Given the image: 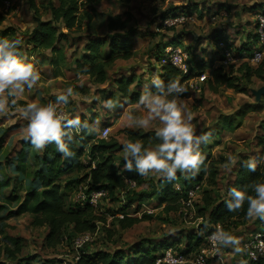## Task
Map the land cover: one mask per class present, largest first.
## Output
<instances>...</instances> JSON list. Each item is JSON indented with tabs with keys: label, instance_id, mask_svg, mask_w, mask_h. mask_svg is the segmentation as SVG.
<instances>
[{
	"label": "rangeland",
	"instance_id": "rangeland-1",
	"mask_svg": "<svg viewBox=\"0 0 264 264\" xmlns=\"http://www.w3.org/2000/svg\"><path fill=\"white\" fill-rule=\"evenodd\" d=\"M33 1L38 7L42 21L50 19L49 4H58L56 0ZM94 8L98 15H95L88 25H84L81 32L67 33L58 27L62 34L68 35L66 40L59 43L64 55L62 63L64 75L54 78L49 64L52 54L48 50L31 52L32 46L26 42L36 25L27 0H0V32L7 28L14 29L15 37L21 40L22 51L34 58L41 73V79L36 86L16 98L15 104H9L11 115H0V165L4 168L0 172V178L7 179L10 183V187L3 193L8 194L14 190L15 194L23 196L29 185L32 183L39 185L33 175L34 170L39 166L34 159V154H40L42 151L32 147L22 170L8 166V161L15 158L25 141L21 133L24 121L19 116V110L23 106L36 98L43 102L54 100L56 94L69 86L79 89L80 92L73 90L69 103L63 105L62 109L70 115L79 114L82 120L87 118L90 123L99 120L100 128L104 125L109 128L105 140H114L122 144V141L126 139L125 131L144 130L129 126L122 115L124 109L118 104L114 109L109 110L103 107V101L107 100L110 92L114 94L112 100L123 99L114 85V81L120 78L134 76L135 83L130 86V89L133 92L139 90L141 94L142 87L147 82L145 77L158 73L161 70L160 63L163 64L166 61L165 53L162 52V59L158 61L154 58L153 50L158 45L163 46L167 39L177 36H182V41L174 47L186 54L187 62L188 55L194 53V59L205 65L204 72L201 74H205L206 80L203 83H197L198 88L190 90L189 97L184 100L192 111L193 124L197 132L201 129L204 131L211 129L213 132L212 140L204 146L210 148L211 156L217 162L216 185L208 187L203 181L198 193L190 200L189 206L181 205L171 212H164V205L157 201L156 194L151 193L154 185L160 186L161 178L155 175L143 176L139 178L141 183L135 181L137 186H134V194L141 197L130 206L125 207L131 194L120 196L116 192H111L109 196L101 198L97 204H94L96 214L104 218L105 223L98 224L97 231L92 234V240L81 248L74 247V240L81 235L74 236L70 227L65 230L64 238L58 246L46 247L44 239L47 228L31 226L32 218L29 214L10 216L9 212L14 208L9 207L0 212V226H7L6 233L9 237L20 239L22 249L16 256V261L13 262L6 261L5 256L0 253V262L37 264L55 258L60 264H76L79 255L97 251L130 252V247L144 241L160 244L181 240L179 243L183 245L185 236H199L201 230L211 228L212 225L208 222L209 210L220 202H225L226 190L230 187L233 173L237 171L240 164L238 162L231 170L227 169L225 162L228 155L239 154L241 160H245L249 156L264 152V95L257 99L253 93L264 86V55L259 62L255 63L251 61V57L240 56L229 50L231 60L224 63L222 59L224 52L219 47L221 40L231 43L233 48L249 45L248 40L251 39V34L256 33L257 13L264 12V0H130L125 4L119 0H99ZM186 9L189 10L187 16H178L176 21L168 20L167 28H158L159 19L164 14ZM127 13L131 15L132 20L129 25L133 26L134 30L143 33H159L152 38L149 36L135 38L131 57L128 60L115 61L107 72L105 83L94 84L87 76H77L75 61L81 59L86 42L91 37L108 41L112 32L107 29V17L119 15L125 19ZM171 22L175 23L171 26ZM213 36L218 37L219 42L213 41ZM251 51H248V54ZM243 63H247V67L250 68L252 76L249 78L244 71H241L245 69L244 66L241 67ZM218 67H223L226 74L236 78L237 89L224 86L216 93L208 89L209 74L211 70ZM241 89L245 92L241 93L239 91ZM0 95H6V93L0 92ZM97 96L99 100L95 99ZM134 103L130 102L127 107H132ZM99 136L100 134H94V140H98ZM121 160H123L122 151H119L115 155V161L118 163ZM82 161L84 162V158ZM118 168L120 173L124 172L123 167ZM82 174L83 172L72 171L63 176L62 180L80 177ZM203 191L210 193L211 201L214 203L201 215V209L205 208L202 203ZM79 195V190L72 189L68 192L67 203L76 202ZM1 201L0 197V204ZM123 213L133 218H140L143 214H150L153 217L129 229L121 230L116 220ZM238 222L232 224L228 221L223 224L224 229L244 237L264 227V221L247 217L242 222ZM207 233L205 231V235ZM173 249L174 246L169 247L163 253L168 251L176 255ZM195 252L184 256L183 264H195L197 256ZM218 253L221 261L210 260L207 264H235L234 259L239 256L228 249Z\"/></svg>",
	"mask_w": 264,
	"mask_h": 264
},
{
	"label": "trees",
	"instance_id": "trees-1",
	"mask_svg": "<svg viewBox=\"0 0 264 264\" xmlns=\"http://www.w3.org/2000/svg\"><path fill=\"white\" fill-rule=\"evenodd\" d=\"M57 5L49 4L48 10L50 19L42 21L38 12V7L33 0H27L30 10L32 11L35 27L30 32L26 42L32 46L33 51L48 50L52 57L49 64L51 65L52 76L54 78L63 77L64 55L59 43L66 40L68 34H62L58 27L62 28L67 33H79L84 25H88L98 12L94 6L98 4L99 0H56ZM121 3H128L130 0H119ZM189 10L180 12H168L164 14L157 24L158 28H167L164 21L167 18H175L178 16H187ZM123 19L119 15L114 17H107V29L112 32L109 40L103 38H90L85 44L82 52L81 59L75 61V71L77 76H87L94 84H103L107 81V72L117 60H128L131 57L134 45V39L139 37L149 36L154 37L159 32H141L134 30L133 26L129 23L132 20L130 14H126ZM172 26V25H171ZM172 29V28H171ZM147 33V34H145ZM0 36L9 39H15V31L12 28H7L0 32ZM168 41L163 46H157L153 50L154 58L158 61L162 59V52L165 53L167 47H174L182 41V36L167 39ZM213 41H217L218 37L213 36ZM227 46V49L232 50L235 54L240 56L251 57L253 49L257 48L258 36L256 33L251 34V39L248 40L249 45L246 47L233 48L231 43L226 40H221ZM21 47V45H20ZM252 50V51H251ZM248 51L251 53L248 54ZM193 52V51H192ZM188 55V54H187ZM194 53L188 55V72L182 73L178 68L174 67L171 63L163 60L160 63L161 70L158 72L160 77L167 81L169 78H177L182 83L188 81L194 76L200 75L204 72V63L197 61L193 57ZM191 56V57H189ZM88 66L85 72L84 67ZM245 69L246 77L252 76L250 68L247 63L241 64ZM135 83L134 76L127 78H120L114 81L117 92L124 97H128L129 101L134 103L140 91L133 92L130 86ZM236 78L229 76L224 72L223 67L211 70L207 80L208 89L216 93L219 88L227 87L237 89L235 84ZM188 88V86H186ZM80 92L79 89H73ZM241 93L245 90H239ZM188 92L183 93V98L189 97ZM113 92H110L108 99H113ZM104 125L101 127H106ZM84 138L77 140L73 143L72 149L75 155L70 158H64L61 153L56 151L54 144L47 145L40 154L35 153L34 159L38 163V168L34 170L33 175L39 185L31 184L24 191L23 196L15 194L14 190L10 193L4 194L3 191L10 187L7 179L0 178V197L2 203L0 204V212L13 207L10 210V216H18L22 214H29L32 218L31 226L33 227H46L47 234L44 239V245L48 248L58 246L63 238L65 230L70 227L74 236L82 235L84 233L94 234L98 229L100 222L105 223L104 218L98 216L94 208L88 203L91 193L98 191H105L107 197L111 192H116L118 195L131 194L128 197L125 207L130 206L135 201L140 199V195L134 194V187H130L129 183L135 181L141 183L139 178L143 177L138 175L135 171H127L120 173L118 167H123L124 161L118 163L115 161L117 152L122 151L123 145L114 140H105L99 138L94 140V134L90 135L85 132L82 134ZM153 131H125V138L139 137L149 145L152 142ZM100 137V136H99ZM94 140V141H93ZM90 141H92L90 143ZM1 147V145H0ZM32 148L31 144L24 141L20 147L19 152L15 158L8 161V166H12L17 170H22L23 165L28 157V153ZM202 151L205 153V163L207 167L201 170L197 175L190 176L185 179L179 172H177V179L174 181L159 180L160 186H153L152 194H156V199L160 204H163L164 212H171L177 206H181L183 201L187 198V192L190 188L198 185L199 189L203 181L208 187L216 185L217 169L216 160H213L210 148L201 145ZM84 158V162L82 159ZM86 160V162H85ZM84 163V164H83ZM4 168L0 165V172ZM5 171V170H4ZM72 171L77 173L83 172L80 177L67 178L62 180L63 176ZM252 181H264V166H258L255 172L248 171L242 163L239 164L237 171L233 173V181L231 186L242 187ZM36 185V186H35ZM174 185L179 186L177 190ZM72 189L82 192L85 200H77L73 203H67L68 192ZM198 193V192H197ZM150 196V195H149ZM104 197L102 199H104ZM137 197V198H135ZM202 203L205 208L201 209V215L212 206L214 202L211 201V196L208 191L202 192ZM247 204L245 203L243 209L233 213L229 212L225 202L213 206L209 210V220L211 228H205L206 233L212 231L216 225L222 226L224 223L230 221L232 224L246 219L245 211ZM117 218V225L121 230L129 229L133 225L150 220L153 216L143 214L140 218L128 217L127 214H120ZM239 223V222H238ZM224 228V225L222 226ZM7 226H0V253H2L6 261H16V256L21 252V244L19 238H11L6 233ZM212 229V230H211ZM205 231L201 230L199 236H185V243L181 245L177 242H162L160 244H153L151 242H139L130 247V252L124 250H116L113 253L108 251H97L92 254L79 255L76 264H156L158 258L163 255V251L169 247L174 246V251L177 254L187 256L198 253L206 243ZM244 238V237H243ZM84 246V245H83ZM238 258L234 259V263ZM264 257L260 258L254 264H263ZM0 264H10L0 262ZM20 264V263H18ZM37 264H60L58 260L52 258L44 260Z\"/></svg>",
	"mask_w": 264,
	"mask_h": 264
},
{
	"label": "clouds",
	"instance_id": "clouds-1",
	"mask_svg": "<svg viewBox=\"0 0 264 264\" xmlns=\"http://www.w3.org/2000/svg\"><path fill=\"white\" fill-rule=\"evenodd\" d=\"M261 24H264V17H261ZM20 45V38L0 36V92L6 93L0 95V115L3 116L11 115L9 104H15L16 98L31 90L41 79L34 58L24 53ZM173 63L176 64L175 58ZM87 70L88 66H85L83 71ZM145 79L147 82L132 107H127L130 104L128 97L121 101H103L106 109H114L117 104L123 108L122 115L129 126L144 131L154 130L150 146L139 137L122 141L123 168L140 176L155 175L169 182L177 179V172L185 179L194 177L207 167L201 145L212 140L213 132L211 129L197 132L192 111L182 96L188 88L179 79L165 81L158 73ZM72 95L73 88L69 86L56 94L54 100L43 102L36 98L19 110V116L24 121L22 138L37 151L54 144L56 151L64 158H70L75 155L73 143L82 140L83 133H101L99 120L90 123L89 119L82 120L79 114L70 115L62 109ZM95 99L100 98L97 96ZM103 134L107 136L106 130ZM238 162L248 171L255 172L258 166H264V152L245 160H241L239 154H230L225 167L231 170ZM174 187L179 190L178 185ZM226 191L225 204L229 212L240 211L246 203V217L264 221V181H252L242 187L231 186ZM208 240L217 252L228 249L233 254H239V264H250V260L258 258L256 251L242 242L243 237L220 225L209 234ZM259 247L264 254V242Z\"/></svg>",
	"mask_w": 264,
	"mask_h": 264
},
{
	"label": "built area",
	"instance_id": "built-area-1",
	"mask_svg": "<svg viewBox=\"0 0 264 264\" xmlns=\"http://www.w3.org/2000/svg\"><path fill=\"white\" fill-rule=\"evenodd\" d=\"M184 17V16H181ZM261 17H264V12L262 13H257V17L255 20V29H256V34L258 36V42H257V48L254 49V51L251 54V61L252 62H259L261 60V57L264 55V24H261ZM178 17L175 18H167L164 21V25L168 24L169 21H176ZM180 18V17H179ZM175 22H171L170 24H174ZM220 49L223 50L224 54L222 56V59H224V63L226 61L231 60L230 56L231 53L229 49L225 46V43L220 41L219 43ZM165 55L168 59V62L171 63L174 67L178 68L182 73L186 74L188 72V64H187V56L186 54H183L177 47H167L165 49ZM232 57V56H231ZM173 58L176 60V64L173 63ZM206 80L205 74L197 75L194 76L193 78L189 79L188 81L184 82L186 86H188L189 90H194L197 89V83H203ZM196 83V84H195ZM106 130L107 135L109 132L108 127H103L102 131L100 133V138L101 139H106L107 136L103 134V132ZM130 187H134V183L130 182L129 183ZM199 191V186L196 185L193 188H190L187 192V198L185 201H183L182 205L184 206H189L190 200L193 199L195 194ZM80 195L78 197V200H85V197L82 192H79ZM106 195L105 191H98V192H93L91 193L89 197L88 203L93 207L94 204H97V202L103 198ZM217 226V225H216ZM215 226V227H216ZM214 227V228H215ZM213 228V230H214ZM212 230V231H213ZM209 231L205 237L206 243L199 250L197 253V256L195 257V264H200L202 261V264H207L208 261L210 260H216L218 262L221 261L220 257L218 256L219 253L215 250L214 246L210 243L208 240L209 234L212 232ZM92 234L90 233H84L81 236H79L76 240H74L75 248H81L83 245L86 243L90 242L92 239ZM245 245H247L251 250L256 251L257 253V259L256 260H250V264L256 263L260 258L264 257V254H262L261 249H260V244L261 242H264V227L261 229L256 230L252 234H249L247 236H244L243 241ZM238 261L236 264H239V259L240 256L237 257ZM184 263V256L180 254H171V252H164L162 256H160L156 262V264H183ZM223 263V262H222Z\"/></svg>",
	"mask_w": 264,
	"mask_h": 264
},
{
	"label": "water",
	"instance_id": "water-1",
	"mask_svg": "<svg viewBox=\"0 0 264 264\" xmlns=\"http://www.w3.org/2000/svg\"><path fill=\"white\" fill-rule=\"evenodd\" d=\"M255 94V97L259 99L261 95H264V86L258 89L257 91L253 92Z\"/></svg>",
	"mask_w": 264,
	"mask_h": 264
}]
</instances>
